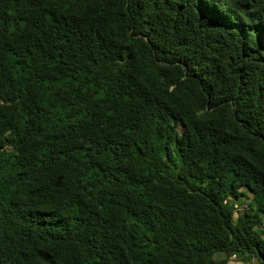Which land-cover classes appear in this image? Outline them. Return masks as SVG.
<instances>
[{
    "label": "trees",
    "instance_id": "trees-1",
    "mask_svg": "<svg viewBox=\"0 0 264 264\" xmlns=\"http://www.w3.org/2000/svg\"><path fill=\"white\" fill-rule=\"evenodd\" d=\"M263 221L264 0H0V264H264Z\"/></svg>",
    "mask_w": 264,
    "mask_h": 264
},
{
    "label": "rangeland",
    "instance_id": "rangeland-1",
    "mask_svg": "<svg viewBox=\"0 0 264 264\" xmlns=\"http://www.w3.org/2000/svg\"><path fill=\"white\" fill-rule=\"evenodd\" d=\"M244 200H245L244 203H246V201H248L247 199H244ZM234 215H235V212H234ZM263 226H264V221H263ZM257 228L260 230L261 227L258 226ZM213 258L217 262L222 258V255L217 252L213 255ZM227 263L228 264H246L245 262L243 263V262L239 261L238 258L234 254H231L228 256Z\"/></svg>",
    "mask_w": 264,
    "mask_h": 264
},
{
    "label": "clouds",
    "instance_id": "clouds-1",
    "mask_svg": "<svg viewBox=\"0 0 264 264\" xmlns=\"http://www.w3.org/2000/svg\"><path fill=\"white\" fill-rule=\"evenodd\" d=\"M58 180H59V178L57 177V178L55 179V183H54V184H57V183H58Z\"/></svg>",
    "mask_w": 264,
    "mask_h": 264
}]
</instances>
